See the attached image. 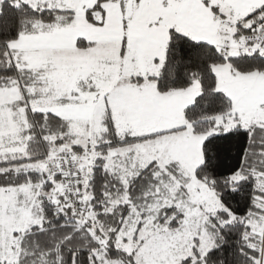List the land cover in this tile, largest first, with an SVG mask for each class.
Masks as SVG:
<instances>
[{
	"label": "snow or ice",
	"instance_id": "obj_1",
	"mask_svg": "<svg viewBox=\"0 0 264 264\" xmlns=\"http://www.w3.org/2000/svg\"><path fill=\"white\" fill-rule=\"evenodd\" d=\"M0 264H264V0H0Z\"/></svg>",
	"mask_w": 264,
	"mask_h": 264
}]
</instances>
